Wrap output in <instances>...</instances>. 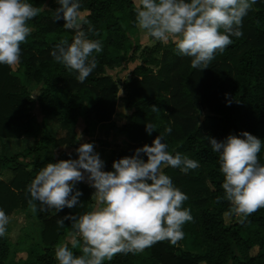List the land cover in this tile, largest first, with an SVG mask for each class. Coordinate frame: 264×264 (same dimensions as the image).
Segmentation results:
<instances>
[{"label": "trees", "instance_id": "1", "mask_svg": "<svg viewBox=\"0 0 264 264\" xmlns=\"http://www.w3.org/2000/svg\"><path fill=\"white\" fill-rule=\"evenodd\" d=\"M27 2L42 11L29 21L34 30L20 45L17 71H22L27 82L12 66L0 64V150L7 140L29 134L34 135V142L12 155L0 153V176L8 177L0 178V210L8 217L27 212L32 200L28 187L47 163L61 161L55 150L77 144V121L84 120V132L95 131L98 125L113 122L122 102L130 111L128 122L119 129L127 143L112 150L104 171H113L114 161L133 156L136 149L152 146L159 135L170 154L186 155L198 161L199 167L187 172L162 168L188 197L181 205L192 216L182 226L186 246L163 240L142 252L118 253L104 264H264V208L243 223L233 213L232 223H226L231 204L224 199L219 153L209 143V138L221 142L246 131L261 140L258 160L264 164V0H256L242 19V35L230 36L232 43L223 52L217 51L206 69L192 68V58L178 54L172 40L165 43L149 36L152 44L134 43L131 34L138 27L134 0H78L79 11L87 12L84 17L94 29L89 33V25L84 24L82 30L87 38L102 43V51L92 54L97 67L84 82L51 55L64 34L71 35L69 43L75 36L74 30L64 28L63 18L55 20L60 5L49 8L48 0ZM124 61L139 64L125 78H113L108 70ZM152 105L158 110L153 111ZM36 108L41 121L34 120ZM49 117L59 118L72 130L61 137L49 135ZM146 124L155 125L150 135ZM168 127L171 133L165 132ZM74 156L69 154L64 160ZM141 158L147 162L145 154ZM77 190L82 193L77 205L60 211H40L45 206L33 200L41 223L38 241L27 243L26 255L16 260L9 259L14 253L9 236H0V264H59L55 247L68 237L72 224L64 218L93 208L92 187L76 182L72 195ZM217 197L222 199L217 202ZM60 219L63 226L57 223ZM68 246L75 256L82 254L79 247Z\"/></svg>", "mask_w": 264, "mask_h": 264}, {"label": "clouds", "instance_id": "2", "mask_svg": "<svg viewBox=\"0 0 264 264\" xmlns=\"http://www.w3.org/2000/svg\"><path fill=\"white\" fill-rule=\"evenodd\" d=\"M255 3L256 0H138L135 22L158 41L172 40L178 54L192 58V68L206 69L215 53L223 52L232 43L230 36L242 35V19ZM59 4L55 20L63 18L64 28L74 30L75 36L71 43L62 39L51 55L57 63L77 72L78 81L84 82L97 67L92 54L102 51V43L87 38L82 30L88 24L87 31H94L79 11L78 0H59ZM41 11L27 0H0V64L19 63L20 45L34 30L29 21ZM152 107L153 111L158 110L155 105ZM154 130L155 125L146 124L149 135ZM171 131L170 127L165 129L167 133ZM162 139L159 135L152 146L145 145L136 149L133 156L114 161L113 171L102 170L104 161L94 153L91 143L76 149L77 159L47 163L39 171L28 187L33 213L37 212L33 200L45 206L40 211L76 206L82 193L77 190L72 195L73 188L85 179V173L96 190L91 211L64 218L72 220L68 233L71 247H79L82 254L75 256L68 243L58 244L55 259L59 264H104L118 253L142 252L156 242L170 240L175 244L183 238L182 226L192 219L190 210H181L188 197L173 185L162 168L171 166L187 172L197 169L199 163L179 152L173 156ZM209 143L219 153L224 199L231 204L229 214L242 217L243 223L264 208V164L258 160L261 140L245 131L221 142L209 138ZM141 153L147 156V162ZM221 199L217 197V202ZM8 223L9 217L0 210V236L5 235ZM57 223L64 225L63 219Z\"/></svg>", "mask_w": 264, "mask_h": 264}, {"label": "rangeland", "instance_id": "3", "mask_svg": "<svg viewBox=\"0 0 264 264\" xmlns=\"http://www.w3.org/2000/svg\"><path fill=\"white\" fill-rule=\"evenodd\" d=\"M136 3L138 0H134ZM49 8L57 7L59 4V0H48L46 4ZM83 16L87 14V12L80 11ZM134 43L139 44L141 46H145L147 44H152L154 41L150 39L149 35H147L145 30L137 27L131 34ZM71 39V35L64 34L62 39ZM139 64V61H124L122 62L116 69H109L108 73L115 79H123L134 69V67ZM13 71L20 76L24 83L27 82L22 71H17L19 69V65L16 64L12 66ZM120 95L121 92H120ZM34 120L41 121L42 116L40 115L39 109L36 108ZM130 113L127 110L123 103H118L116 114L114 115L113 122H107L98 125L95 131L90 133L84 132L86 124L83 119H79L75 124L74 128L76 130L77 135L80 137L76 145L71 147H61L55 150L54 155L56 158L60 160H64L67 155L75 153V159L78 158V153L76 149L83 143H91L93 144L94 153L99 154V157L102 161H104V165L107 162L111 152L117 146H123L127 143V138L124 133H122L119 129L122 125L128 122L127 115ZM72 126L65 125L63 122L57 117H49L47 119V130L49 135L53 137H61L65 135L69 130H72ZM34 142V135L29 134L23 136L21 139H12L7 140L5 147L0 150L1 154H15L23 151L25 148L31 146ZM0 154V155H1ZM104 171V168L102 169ZM83 172V170H81ZM85 179L80 182H84L90 185L87 181V173L84 174ZM2 179H8L6 176H0ZM93 192L95 193V189L92 187ZM95 204V196H93V205ZM233 217L231 214H225V221L228 225L232 223ZM41 230V223L39 222L35 213L29 209L27 212H17L9 216V223L6 225L5 234L9 236V240L11 243V247L14 250L13 254L10 255L9 259H19L26 255L23 250L26 248V244L33 241H38L39 234ZM62 243H70L68 237L62 241ZM177 245L186 246L185 238L183 237L178 242ZM257 251L254 250V253Z\"/></svg>", "mask_w": 264, "mask_h": 264}]
</instances>
